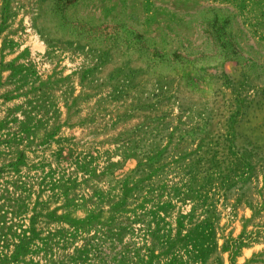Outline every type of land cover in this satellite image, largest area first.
I'll use <instances>...</instances> for the list:
<instances>
[{
  "label": "rangeland",
  "instance_id": "374dc122",
  "mask_svg": "<svg viewBox=\"0 0 264 264\" xmlns=\"http://www.w3.org/2000/svg\"><path fill=\"white\" fill-rule=\"evenodd\" d=\"M0 264H264V0H0Z\"/></svg>",
  "mask_w": 264,
  "mask_h": 264
}]
</instances>
